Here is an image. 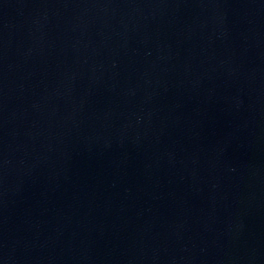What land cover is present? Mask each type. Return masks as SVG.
I'll return each mask as SVG.
<instances>
[{
	"label": "water",
	"instance_id": "95a60500",
	"mask_svg": "<svg viewBox=\"0 0 264 264\" xmlns=\"http://www.w3.org/2000/svg\"><path fill=\"white\" fill-rule=\"evenodd\" d=\"M0 264H264V0H0Z\"/></svg>",
	"mask_w": 264,
	"mask_h": 264
}]
</instances>
